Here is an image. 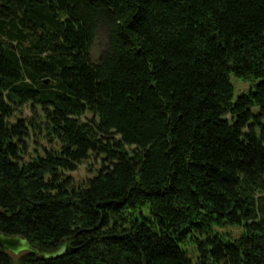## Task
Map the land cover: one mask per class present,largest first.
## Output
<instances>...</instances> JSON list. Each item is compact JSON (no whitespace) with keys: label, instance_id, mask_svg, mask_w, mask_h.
Segmentation results:
<instances>
[{"label":"trees","instance_id":"1","mask_svg":"<svg viewBox=\"0 0 264 264\" xmlns=\"http://www.w3.org/2000/svg\"><path fill=\"white\" fill-rule=\"evenodd\" d=\"M0 230L75 236L0 264H264V0H0Z\"/></svg>","mask_w":264,"mask_h":264},{"label":"rangeland","instance_id":"2","mask_svg":"<svg viewBox=\"0 0 264 264\" xmlns=\"http://www.w3.org/2000/svg\"><path fill=\"white\" fill-rule=\"evenodd\" d=\"M107 44V36L104 29H100L97 40L95 42V45L92 50V54L94 58H98L102 51L105 49V46ZM231 82L234 86V95L235 99L240 96L243 93H246L251 88L250 82H245L241 78L236 77L234 74L230 76ZM18 115L20 116H31L30 109L26 106L22 108ZM33 140H37L36 136L32 137L31 143H30V150L29 153L32 156H43L45 154V149L51 150V149H58L59 144L57 142L50 143L47 139L38 138V142H34ZM101 163L97 161L94 157H90L87 161L83 162L78 166V168L73 172H67L66 175L71 176L74 178L76 182H83L86 181L92 177H94L99 169L101 168ZM134 214L142 219V214L147 217L149 216V211L146 208H143L142 210H136ZM219 233L225 234V237H223L225 240H233L237 237H239V234L242 232V228L235 227V226H226L223 228H216ZM183 248L188 251L189 256L195 261L198 256V252L196 250V245L194 243H189L187 245H184Z\"/></svg>","mask_w":264,"mask_h":264},{"label":"water","instance_id":"3","mask_svg":"<svg viewBox=\"0 0 264 264\" xmlns=\"http://www.w3.org/2000/svg\"><path fill=\"white\" fill-rule=\"evenodd\" d=\"M75 239V236L68 238L61 242L60 246L54 251L45 250L39 246L32 244L28 239L21 236H11L0 230V246L7 250L9 253L18 256L22 253H32L38 255L44 260L57 259L63 256L70 243Z\"/></svg>","mask_w":264,"mask_h":264}]
</instances>
